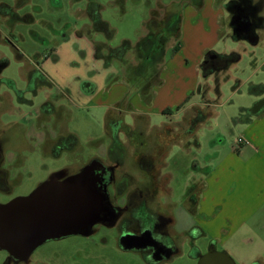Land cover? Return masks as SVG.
<instances>
[{"label":"rangeland","instance_id":"obj_1","mask_svg":"<svg viewBox=\"0 0 264 264\" xmlns=\"http://www.w3.org/2000/svg\"><path fill=\"white\" fill-rule=\"evenodd\" d=\"M93 1L100 5L101 18L114 31L110 38L104 32L94 30L90 16H87L86 9ZM191 1L0 0V4L5 3L14 8L8 10L4 6L0 7V61L9 60V64L0 73V105L10 101L13 113L11 122L28 126L37 121L36 115L42 111L41 104L52 99L56 106H63L62 120L65 122L59 127V123L49 121V126L44 129L52 132L50 137L64 130L77 132L75 134L79 140L73 152H65L59 158L48 153V143H42L43 149L38 147L37 150L26 153L24 167L28 170L24 180L19 184L10 182V192L0 191V204L30 193L40 178L49 177L56 172H64V175L79 173L78 170H82L85 163L95 155L106 167L114 166L115 179L126 176L134 184L142 179L137 161L145 147L141 148L142 136L135 129L126 143L127 150L121 163L113 155L112 159L105 158L103 151L101 152L103 146L110 144V136L104 129V116L108 107L102 103L93 106L90 99L84 98V95L93 90L89 89L93 86L88 87L86 82L93 80L112 84L117 80L114 79L115 76L125 77L124 67L129 69L131 75L134 72L132 67H138L142 60L138 50L140 51L142 36L147 30L145 23L151 16L160 17L165 14L167 9H175L176 15L186 12L189 21L194 23L199 20L202 12ZM226 1L229 0H207L209 4L215 2L212 8L217 7L225 15L218 21L222 33L215 41L214 49L218 52L235 50L240 53L241 58L225 70L215 71L207 78L200 77L205 100L201 107L210 117L207 122L204 121L197 127L195 136L188 137V145L180 147L179 143L171 141L166 149L169 150L167 170L170 169L172 174L166 184L172 189L169 200L172 204L170 211L174 214L173 223L168 226V230L177 243L178 251L157 264H199L194 244L201 250H205L210 244L206 236L194 239L196 229L193 226L196 225V219L193 211L200 194V183L206 172L217 162L220 151L216 150L219 149L222 153L234 140L237 142L243 116L260 107L258 105L264 101V28L260 30L258 44L233 40L228 35L231 16L222 6ZM4 11H8L9 15H2ZM217 15L222 16L218 12ZM207 18L210 17L207 15L202 18L203 21L199 24L204 23L205 31H212L213 24H207ZM186 29L185 43L181 25V47L176 53L172 41L167 43L164 54L158 51L150 53L152 38H149L151 42L144 44L148 49L144 51V55L151 56L145 67L148 73L157 71L162 63L172 74L175 71L182 75L184 72L196 74L194 71L199 56L197 47L192 44L195 30L193 27ZM94 46H97L101 57H97ZM200 51L203 55V48ZM34 61L38 62L40 70L28 73L26 62L33 64ZM223 64L225 65V61ZM205 67L207 70L211 68L209 65ZM41 71L46 74L47 79L40 76ZM139 72L133 73V79L142 74L143 78L147 73L142 68ZM164 76L168 77L166 73ZM7 78L13 79L14 84L7 83ZM190 81L192 80H186L184 84ZM81 87L88 90L83 96L79 94ZM196 88L188 96L193 102L201 103L203 97L199 95L198 87ZM180 92L175 89L176 94ZM190 99L184 96L181 103L184 104ZM164 117L154 115L153 122L160 124L161 120L182 119V116ZM124 119L133 123L127 114ZM18 129L15 127L12 133ZM107 132L111 133L110 127ZM145 133L149 153L152 140L163 143L167 140L161 137L157 129ZM19 140L21 141L20 138ZM134 184L128 189H134ZM122 188L117 185L110 192L111 200L118 208L117 218L95 224L88 234H71L49 239L37 247L27 259H18L0 248V264H151L141 252L123 249L119 245L121 220L127 215L126 211L121 210L127 204L126 194L121 195ZM143 190L145 191L142 193L147 192L146 187ZM149 198L151 199V195ZM208 253L207 251L205 255ZM237 262L242 264L238 257Z\"/></svg>","mask_w":264,"mask_h":264},{"label":"crops","instance_id":"obj_2","mask_svg":"<svg viewBox=\"0 0 264 264\" xmlns=\"http://www.w3.org/2000/svg\"><path fill=\"white\" fill-rule=\"evenodd\" d=\"M230 1L232 0L223 2L222 5L230 14L229 16L232 15L234 10L228 7ZM236 1L241 2L243 0ZM248 1L252 7H255L254 9L258 16L254 33L235 39L234 25L230 21L228 35L236 41L245 40L252 44H258L261 38L260 30L264 28V0ZM191 2L198 5L197 8L202 12L200 13V21L190 22L186 12L183 15L179 13L180 29L179 34L176 35L168 29L169 26L175 25L176 10L167 9L165 14L160 17L151 16L145 23L147 30L142 36V41L147 39V37H151L153 41L155 40L154 42L152 41L150 53H155L158 44L163 41L162 54L166 50L167 43L172 41L174 43L173 50L176 53L181 47V25L183 27L185 43L187 41L186 28L193 27L195 34L193 35L194 41L192 44H195V47H197L199 56L197 68L194 71L196 74L184 72L182 75L176 71L172 74L161 63L157 71L148 73V69L145 68L144 72L147 73L143 78L142 74L133 79L134 72L130 75L129 69L127 71L126 67H124L123 72L125 77L116 78L115 76L114 79L117 80L112 84L88 80L86 84L88 87L93 86L89 88L93 90L88 92V90L81 87L79 92L82 96L83 93L88 92V94L84 95V98L86 100L90 99L89 102L93 103V106L102 103L108 107V111L104 116V129L106 132L109 127L112 128L114 121L117 120L122 123L120 133L126 135V140L123 138L125 144L129 140V137H131L134 129L141 134L143 141L141 148L145 147L142 155H149L154 163L152 173L142 172V179L151 178V182H148V185L152 188V207L171 219L174 217V214L170 211L172 204L169 200L172 189L166 183L168 178L170 180L172 174L170 173V169L167 170L169 166L166 159L169 150L167 151L166 149L171 141L179 143L180 147L188 145L190 143L187 141L188 137L195 136L197 127L202 123L200 122L195 128H192V118L196 115V112L198 110L206 112L201 107L205 103V100H203L204 91L201 87L200 77L207 78L215 73L213 72L209 75L203 74L202 64L207 55L210 52L217 54L237 52L235 50L231 52H218L214 49V43L217 38H220L219 35L222 33V28L218 21L225 16L217 7L212 8L215 2L210 4L207 0H193ZM3 5L6 4L1 3L0 7ZM8 7L10 10L14 9L11 6ZM86 10L88 16V7ZM217 12L219 15L222 14V16L219 17ZM2 15L9 14L8 12H3ZM207 15L210 17L207 18V24H213L214 27L212 31H205L203 28L204 23L199 24V22L203 21L202 18H205ZM209 35L210 37H208ZM208 38H210L209 41ZM94 47H96V50L98 49L97 46ZM201 48H203V55L200 51ZM138 55L144 57L141 45ZM25 66L28 73L40 70L38 62L35 61L33 64L26 62ZM132 68L136 69V67ZM138 73L140 72H136V74ZM164 73L168 77L164 76ZM40 74L43 79H47L44 72L41 71ZM190 75L194 76L192 78H185ZM186 80L192 81L184 84ZM139 82L140 86H138ZM7 83L12 85L14 81L11 78H7ZM146 84L150 85L148 94L142 91ZM196 87H198L199 95L203 97L201 103L193 102L188 96L190 91L194 92V89H197ZM175 89L180 90V94H176ZM184 96H187V99L190 100H186L182 104L181 101ZM7 103H10V101ZM258 106L260 107L256 108L253 112L246 113L239 124L238 137L243 135L251 141L252 145L238 147L234 140V143L226 146V149L222 153L221 150L217 149L216 152L220 151L217 162L206 172L204 179L200 183V194L197 196L193 211L196 219V225L193 226L196 229L194 239L195 237L206 236L210 244L205 250L199 249L196 244H194V247L197 250L196 260H199L207 251L213 253L212 257H208L205 260L206 264H239L237 257L242 264H264V101L262 100V103ZM8 113H12L10 108L0 110V115ZM125 114L131 117L133 123L125 121ZM154 115H159V117L162 116L163 118H165L164 116H174L175 118L182 116V119L176 121L161 120L160 124H157L153 122ZM62 119L59 122L60 127L65 122ZM12 123L8 122L5 126H10ZM13 124L16 125L15 123ZM154 129H157L161 137L167 140L164 143L152 140L151 151L149 153V149L146 148V139L144 138L147 135L145 132L148 130L153 131ZM65 131L62 132L68 133ZM127 184L129 187H132L134 182H131L127 178ZM220 253H225L233 261H227V257L222 256Z\"/></svg>","mask_w":264,"mask_h":264},{"label":"flooded vegetation","instance_id":"obj_3","mask_svg":"<svg viewBox=\"0 0 264 264\" xmlns=\"http://www.w3.org/2000/svg\"><path fill=\"white\" fill-rule=\"evenodd\" d=\"M257 21L258 16L256 14V10L254 7H252L248 0H243L234 6V10L231 15V22H233L234 31H242L246 36L251 35L254 33L255 24ZM243 24L248 26L244 27ZM240 26H242V28H240ZM204 62L213 69L224 67L222 60L215 53L207 55ZM1 108H3V110H6V108H10L12 110V105L9 103L2 104V106L0 105V110ZM62 108L63 106H56L52 99L44 101L41 104V114H37V118L35 117L39 123L34 121L32 124L33 126L31 124L28 126H24V124L14 125L13 123L10 124V126H5L6 123L11 122L13 113L0 115L1 192L12 191V189L9 188L10 182L14 181V183L16 182L17 184L18 182L19 184L24 180L25 173H27L26 171L28 170L24 167L25 157L27 156L26 153H31L32 151L37 150L38 147L39 149H43L44 146L42 143L49 144L48 153H51L54 158H59L65 152H73L76 149L79 140L76 144H74V137L72 134H74L76 137L77 134L73 132L64 133L60 131L58 135L54 134L53 137H50L53 135L52 132L44 129L49 126V124H47L49 121L52 123L60 122V120L63 118ZM121 124L122 123L120 121H114L111 128V133L106 132L110 136V144L103 146L101 149V152L103 151L105 158H111L113 155L116 160H118V163H121L120 161L122 158H124L125 152L127 150L126 144L123 142V138L126 140V135L120 133ZM58 126L60 127L59 124ZM15 127H18L19 129L15 133H12ZM41 132H43L42 136L40 134ZM122 135L123 137H121ZM40 136L41 139H39ZM6 142L7 145L5 144ZM137 164L141 174L142 172H147L149 174L152 173L154 163L153 159H151L149 155L143 154L138 156ZM84 171H87V178L89 179L92 188L104 198L103 202L98 206L99 219L95 224H103L109 220L117 218L118 208L113 204L110 192L117 185L123 187V192L121 195L124 193L126 194L127 204L126 206H123L121 210L126 211L127 215L123 217L120 224V247L126 249L120 243L121 235L124 233H132L143 236L145 241L142 242V247L127 250L141 252L151 264H157L168 259V251L173 242L177 246L174 237L168 230V226L173 223V220L152 207V188L150 185H148V182H151V178L141 179L136 183V187L134 189L128 190L129 186L127 184V178H125L126 176L121 177L120 179H115L113 175L114 166L106 167L100 162V160L97 158V155L91 157L88 162L85 163V166L82 170H78L79 173ZM64 174V172H56L51 174L49 177L40 178L37 186L32 191H30V193L46 182L63 181L73 175H77L75 173L66 175ZM145 187L147 192L142 193V191H145L143 190ZM26 195H19L13 199ZM150 195L151 199L149 198ZM170 238L173 241H170ZM155 259L157 262L154 261Z\"/></svg>","mask_w":264,"mask_h":264},{"label":"water","instance_id":"obj_4","mask_svg":"<svg viewBox=\"0 0 264 264\" xmlns=\"http://www.w3.org/2000/svg\"><path fill=\"white\" fill-rule=\"evenodd\" d=\"M103 199L92 188L87 171L63 181L46 182L26 196L0 204V248L16 258L27 259L49 239L88 234L99 219L98 206ZM144 241L143 236L132 233L120 237L126 249L142 247ZM220 254L233 261L225 253ZM212 256H201L199 264H206Z\"/></svg>","mask_w":264,"mask_h":264},{"label":"trees","instance_id":"obj_5","mask_svg":"<svg viewBox=\"0 0 264 264\" xmlns=\"http://www.w3.org/2000/svg\"><path fill=\"white\" fill-rule=\"evenodd\" d=\"M237 3H239V2L236 1V0H232V1H230L228 3V7L231 8V9H234V6ZM3 6L5 7L6 5H3ZM6 9L9 10L10 8L8 6H6ZM99 11H100V5L97 2H90L89 6H88V14L90 16L91 22H93L92 23L93 24V29L96 30V31L104 32L106 34V36L108 38H110V37L113 36L114 31H113V29L111 27H109L110 26L109 23L107 21H104L101 18ZM6 12H8V11H6ZM176 18L177 19H176L175 25L169 26L168 29H170V31H173L176 35H178L179 34V29H180V19H179L180 16L177 14ZM244 36H246L244 32H242V31H234V38L235 39L242 38ZM152 41H153V39H152ZM142 42L143 43L141 44V48H142L143 54H144V51L148 50V49H146L144 47V44L147 43V42H151V40H149V37H147V39H145ZM156 44H158V42H156ZM163 46H164L163 41H161L158 44V46H157V50L161 54L163 52ZM149 48H151V46H149ZM113 50H116V49H113ZM211 53H215V52H210L209 54H211ZM215 54L222 60V62L225 61L224 67H220V68H217V69L210 68L209 70H207L206 67H205L207 64L205 62H203L202 71H203L204 75H209V74H211V73H213L215 71L225 70L231 64L237 62L240 59V54L237 53V52H232V53H229V54H217V53H215ZM96 55H97V57H101V56H99V50L98 49L96 50ZM119 55H122V54H119ZM123 55H124V53H123ZM150 59H151V56L144 55V57H142L140 65L138 67H136L135 70L133 69V71L134 72H139V69L141 70V68L144 69V71H145V67H147V63L150 61ZM8 64H9V60L8 59L1 60L0 61V71L3 68H5ZM143 88L144 89L142 91L144 93L148 94L149 89H150V85L146 84V85H144ZM208 117H209L208 113L204 112L203 110H198L196 112V115L192 118V123H191L192 124V128H194L195 125H197L198 123L206 121L208 119ZM72 135L74 137V144H76L78 139H77V137L74 134H72ZM169 240L173 241L171 238ZM177 251H178V247L173 242L172 246L170 247V249L168 251L167 258H169L172 254L176 253ZM154 261H156V259Z\"/></svg>","mask_w":264,"mask_h":264},{"label":"built area","instance_id":"obj_6","mask_svg":"<svg viewBox=\"0 0 264 264\" xmlns=\"http://www.w3.org/2000/svg\"><path fill=\"white\" fill-rule=\"evenodd\" d=\"M236 144L238 147L242 145H252L251 141L248 138L244 137L243 135L237 138Z\"/></svg>","mask_w":264,"mask_h":264}]
</instances>
